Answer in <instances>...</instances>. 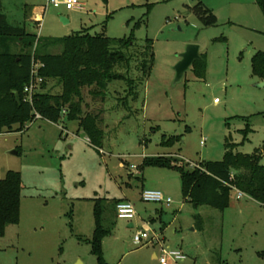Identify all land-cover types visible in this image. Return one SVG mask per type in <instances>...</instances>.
Returning a JSON list of instances; mask_svg holds the SVG:
<instances>
[{
	"label": "rangeland",
	"instance_id": "obj_1",
	"mask_svg": "<svg viewBox=\"0 0 264 264\" xmlns=\"http://www.w3.org/2000/svg\"><path fill=\"white\" fill-rule=\"evenodd\" d=\"M0 1L8 24L35 37L32 54L58 55L61 47L49 41L83 29L111 39L132 36L137 48L149 42L153 52L144 82L132 62L131 96L126 82L111 83L103 98L82 90L83 115L96 116L104 134L101 149L65 115L57 125L36 119L20 133L0 135V180L15 172L22 184L19 222L0 238V264H96L88 243L96 200L111 231L101 242L107 264H158L152 255L161 249L185 256L168 264H264V203L237 200L231 189L224 211L194 208L182 198L177 171L143 165L159 157L184 168L218 162L226 145L234 153L264 154V90L251 75L252 57L264 53V16L254 0H79L83 10L63 13L71 19L66 26L53 8L40 26L28 21L31 7L45 0ZM197 5L213 15L212 26L203 24L208 15H195ZM2 45L0 53H20L17 41ZM187 46L205 56V75L197 79L191 67L175 83ZM38 93L60 95L61 86L49 80ZM171 138L179 140L164 145ZM148 190L172 204L143 203ZM115 201L134 206L131 222L117 219ZM145 226L149 244H135Z\"/></svg>",
	"mask_w": 264,
	"mask_h": 264
},
{
	"label": "trees",
	"instance_id": "obj_2",
	"mask_svg": "<svg viewBox=\"0 0 264 264\" xmlns=\"http://www.w3.org/2000/svg\"><path fill=\"white\" fill-rule=\"evenodd\" d=\"M254 2L264 16V0ZM194 13L201 20L208 15L209 20H203V24L213 25L214 17L208 9L197 5ZM8 41L19 42L21 49L16 56L10 55L6 48L0 53V135L22 132L35 121V113L41 120L54 125L65 115L68 121L77 123V131L84 133L89 144L101 149L104 134L96 116L83 115L82 90L93 89L90 92L92 96L103 98L111 83L126 82L128 95L131 96L136 82L129 76L132 62H136L140 82L149 77L153 64L151 43L137 48L132 36L111 39L103 34L92 36L88 31L50 40L52 45L61 47L58 55H38L37 50L32 54L35 37L27 34L22 27L8 24L0 1V43L5 47ZM32 59L43 66L39 70L44 80L41 89L47 81L56 80L61 86V94L37 93L30 106L25 101L23 89L29 80ZM205 70V56L200 55V60L192 65V72L197 79H203ZM251 75L259 81L264 79V53L258 52L252 57ZM178 140L171 138L164 145L172 146ZM263 156L257 152L252 155L234 153L226 145L221 161L203 162L198 164V168H184L181 161L167 157L146 158L143 165L177 171L182 198L194 208L205 206L224 211L228 208L232 188L258 203H264V166L260 164ZM21 191L19 173L7 172L0 180V238L8 226L19 222ZM118 203L120 201L114 202V212ZM103 210L101 202L96 200L93 208L94 230L88 242L96 264H107L101 242L111 234L103 225Z\"/></svg>",
	"mask_w": 264,
	"mask_h": 264
},
{
	"label": "built area",
	"instance_id": "obj_3",
	"mask_svg": "<svg viewBox=\"0 0 264 264\" xmlns=\"http://www.w3.org/2000/svg\"><path fill=\"white\" fill-rule=\"evenodd\" d=\"M48 8L63 9L67 12H72L81 10L82 4L79 0H46L45 10H47ZM42 67L43 66L40 63L32 59L29 80L23 89L25 101L28 102L30 106H32L33 97L39 92L44 82L42 77H40L39 75V70ZM36 119H40V117L35 113V120ZM192 168H198V166H192ZM232 190L236 193L237 200L245 197L244 194L237 191L235 188H232ZM140 200L143 203L163 204L166 207H169L172 204L171 199L166 198L158 191H143L140 195ZM115 212L117 219L120 220L132 221L136 216L134 206L129 202L118 203L115 207ZM148 239L149 235L147 227L143 231H138L133 237V241L135 244H140ZM157 240V237L151 238L152 242H156ZM146 244H149V242L146 241ZM169 259L173 262H178L183 261L185 259V256L180 252H166L165 250L161 249L160 255L157 257L158 264H168Z\"/></svg>",
	"mask_w": 264,
	"mask_h": 264
},
{
	"label": "water",
	"instance_id": "obj_4",
	"mask_svg": "<svg viewBox=\"0 0 264 264\" xmlns=\"http://www.w3.org/2000/svg\"><path fill=\"white\" fill-rule=\"evenodd\" d=\"M198 60H200L199 48L197 46H187L180 55V61L174 67V82H180L184 74L192 67L194 62ZM257 88L264 90V79L257 84Z\"/></svg>",
	"mask_w": 264,
	"mask_h": 264
},
{
	"label": "crops",
	"instance_id": "obj_5",
	"mask_svg": "<svg viewBox=\"0 0 264 264\" xmlns=\"http://www.w3.org/2000/svg\"><path fill=\"white\" fill-rule=\"evenodd\" d=\"M82 4V3H81ZM45 6H46V0H45V5L44 6H32L31 7V10L29 12V18H28V21L31 22V23H34L36 24L37 26H40V23L42 21V18L44 17V14L47 10H45ZM83 4H82V9L83 10ZM56 10H60L62 13H55L57 14V17L56 19L60 18L61 22L63 25H70L71 24V19L69 17H66L63 13L66 12L65 10L63 9H56ZM79 10V11H81ZM54 17V16H53ZM54 19V18H53ZM88 29H83L82 31H87ZM260 81H258L259 83ZM120 202H128V201H120ZM130 203V202H129ZM157 214V211H153L152 212V215L156 216ZM153 220V218L150 219V221ZM131 222V221H129ZM128 228H132V225L130 224L128 226ZM111 236V235H109ZM108 237V236H107ZM157 257L158 255L157 254H153L152 255V258L153 260H156L157 261Z\"/></svg>",
	"mask_w": 264,
	"mask_h": 264
}]
</instances>
